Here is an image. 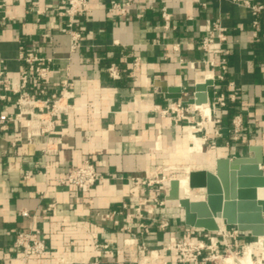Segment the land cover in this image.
I'll return each mask as SVG.
<instances>
[{"label": "crops", "instance_id": "crops-1", "mask_svg": "<svg viewBox=\"0 0 264 264\" xmlns=\"http://www.w3.org/2000/svg\"><path fill=\"white\" fill-rule=\"evenodd\" d=\"M108 2L90 0V11L79 16L82 39L75 52L69 49L57 0H14L8 9L15 19L0 23V70L7 78L19 80L23 74L20 47L25 46L53 58L42 82L43 97L59 95L65 79L72 82L68 87L73 92L69 100L73 110L56 120L52 144H47L46 136L28 142L26 120L0 130V264H20L13 246L16 234L33 227L42 230L48 245L42 264H55L58 257L70 264L90 260L136 264L147 260L150 250L161 249L170 234L182 233L186 224L178 202L159 204L155 199L165 198L169 181L163 190L160 183L135 180L158 176L162 150L172 160L185 162V176L189 166L215 167L199 166L203 156L190 150L192 126H186V134L184 120L161 112L173 101L192 97L197 83L212 79L206 63L209 55L200 44L215 19L228 28L224 46L231 50L225 78L215 83L225 93L234 92L236 100L220 110L223 136L216 138L218 147L210 151L215 163L218 157L250 156L255 145L262 147L264 156V39L253 36L250 9L233 0H130L128 14L122 16L108 12ZM252 2L264 4V0ZM163 4L173 16L171 29L162 26ZM47 5L46 14L38 13ZM260 20L263 32L264 10ZM112 63L119 69L118 79L108 73ZM159 79L181 87L182 97H166L155 84ZM27 89L39 91L31 78ZM0 93L5 94L0 118L13 116L17 95ZM198 105L203 112L208 108ZM236 114L243 118L240 141L228 132ZM13 139L18 140L16 146L11 145ZM85 159L92 160L99 172L95 185L80 189L55 181ZM46 168L51 179L44 175ZM191 196L202 198L203 191L195 189ZM113 210L117 213L107 217ZM163 220L170 224L164 230L159 226ZM95 238L108 243L115 254L96 250ZM167 259L173 264L169 253ZM147 262L158 264L151 258Z\"/></svg>", "mask_w": 264, "mask_h": 264}, {"label": "built area", "instance_id": "built-area-1", "mask_svg": "<svg viewBox=\"0 0 264 264\" xmlns=\"http://www.w3.org/2000/svg\"><path fill=\"white\" fill-rule=\"evenodd\" d=\"M13 1L0 0V23L15 19V16L8 9ZM57 2L58 14L65 19L64 31L69 36V49L71 52H75L79 48L82 39V32L77 27L79 16L90 11V0H57ZM233 2L250 9L253 15V36L264 39V31L261 30L260 20L264 4L254 3L252 0H233ZM130 5V0H109L108 12H117L125 16L128 14ZM49 6L47 5L44 9L38 10V13L46 14ZM160 10L163 20L162 26L165 29L173 28V16L167 5L163 4ZM138 16H141V13ZM227 31L228 28L219 19L210 21L207 26V33L200 44L201 49L209 55L206 63L210 68L209 78L213 80V84L210 86L213 95L210 96L209 94L208 98V114H205L198 104L187 103V99L173 101L167 108L161 109L162 114L170 112L175 115L176 120H184V127L185 125L192 126L194 133L204 139V144L212 145L215 148L218 147L216 138L223 136L221 129L223 119L220 110L227 108L229 102L236 100L234 92L225 93L215 83L216 79L223 80L225 78L229 68L228 56L231 50L224 46L228 40ZM20 59L24 62L25 68L19 80L7 78L4 72L0 70V90L17 95L16 105L18 109L13 116L0 118V130H7L10 122H23L26 120L28 124L26 139L28 142H32L36 136H46L47 144H52L55 138L53 133L56 130V120L63 114L68 116V112L73 110V105L69 102L73 97V92L68 87L72 82L69 83L67 79L63 80L62 91L59 95L52 94L43 97L45 90L42 82L51 70L50 64L53 58L42 56L33 49L21 46ZM138 63L137 58L134 64L138 65ZM108 73L114 79L120 78V72L115 63L110 64ZM30 78L38 85V93L27 89ZM3 98H5V94L0 93V99ZM243 126L242 115H234L228 129L233 140H241ZM209 137L212 140H209ZM17 143V139L11 141L12 146H16ZM48 150H46V153H49ZM261 166L264 169V162ZM49 173L50 169L46 168L44 175L47 179H51ZM29 175L28 172L25 176L28 177ZM165 179V176L162 180H139L136 178L135 182L160 183L161 186L163 184V190H166ZM99 180V172L95 163L90 159H85L81 164L70 167L55 179L59 184L71 185L80 189L93 186ZM203 198H205L204 191ZM155 199L159 204L166 202L164 198ZM123 206L126 207V204ZM51 207L54 208V205H51ZM140 210L141 207L137 206L136 211L140 212ZM116 213L117 210H113L107 213L106 216L111 218ZM22 214L29 216V212L26 210H23ZM169 225L168 220H163L159 224L163 230ZM258 239L248 235L247 231L241 230L236 225H224V227L215 231L186 225L180 235L170 234L161 249L150 250L149 258L158 260V264H171L170 260L167 259L169 253L173 258V264H240L239 257L245 254L247 245L257 242ZM13 246L19 252L20 264H42L41 260L48 252L47 242L42 236V230L38 227L18 231ZM93 246L96 250L103 251L104 254H115L108 243H100L96 238L93 240ZM116 253H119V251ZM258 254L253 253V259ZM230 257L231 260H229ZM148 259L138 261L136 264H148ZM256 260V264H264V259L257 257ZM55 264H70V262L63 257H58ZM85 264H100V261L90 260Z\"/></svg>", "mask_w": 264, "mask_h": 264}, {"label": "water", "instance_id": "water-1", "mask_svg": "<svg viewBox=\"0 0 264 264\" xmlns=\"http://www.w3.org/2000/svg\"><path fill=\"white\" fill-rule=\"evenodd\" d=\"M155 84L168 98L182 97L179 86H168L160 79ZM212 84V79L197 83L194 95L186 102H208V88ZM251 151L250 156L218 157L213 170H191L189 187L204 191L203 199H191L180 187L178 179L170 181L165 199L179 201L186 225L210 231L218 230L222 224L236 225L253 237L264 236V197L259 195V189L264 187L261 167L264 156L259 145L251 146Z\"/></svg>", "mask_w": 264, "mask_h": 264}, {"label": "bare ground", "instance_id": "bare-ground-1", "mask_svg": "<svg viewBox=\"0 0 264 264\" xmlns=\"http://www.w3.org/2000/svg\"><path fill=\"white\" fill-rule=\"evenodd\" d=\"M205 104H207V106H208V102H206ZM207 110H208V108L205 106L204 107V111L206 112V113L204 112L205 114H208ZM186 126H188V125H185V130L187 132ZM190 137H191V140H192L191 146H190V150L192 152H194V153H197V154L203 156L202 157L203 158V160H202L203 163L199 164V166H203V165L206 166L207 165L209 167H214V164H215V154H214V152L213 151H207V152L204 151L203 143H202L204 140L201 141L200 137L197 136L194 133L193 128H191V130H190ZM190 167L191 166H189L188 169L191 171ZM190 171H189V173H190ZM189 173H188L187 176H184V177H181V178H176V179L179 180L180 187L183 189L184 193L187 194L191 198V194H190L191 192L190 191L191 190H195V189H192V188L189 187ZM171 178H169V180L167 178L165 179V181L166 180L169 181V185H170V181L172 179H174V178H172V179ZM167 192H166V194H167ZM259 195L261 197H264V187L259 189ZM191 199H193V198H191ZM199 199H203V197L199 198ZM193 200H197V199H193ZM166 201H175V202H178V204H179V201H177V200H166ZM181 212H182V215H183V209L182 208H181ZM222 227H224V224L221 225V228ZM257 238H259L257 240V242H252L251 244L247 245L245 254L239 257L240 264H256L254 262L252 254L253 253H257V249H259V253H261V258L260 259H264V252L262 250L264 248V245H263L264 244L263 243L264 242V236H257ZM229 260H231V257H230Z\"/></svg>", "mask_w": 264, "mask_h": 264}, {"label": "rangeland", "instance_id": "rangeland-1", "mask_svg": "<svg viewBox=\"0 0 264 264\" xmlns=\"http://www.w3.org/2000/svg\"><path fill=\"white\" fill-rule=\"evenodd\" d=\"M186 134H188V132H186ZM170 143L171 142H169L168 145H170ZM203 149H204V151L207 152V151H210V150H213V149H216V148L214 146H212V145L204 144ZM183 163H185V162L184 161L178 162V161L172 160L162 150L161 162L159 164V172L160 173L154 179H156V180H162L163 176H165L169 180V178L174 177V176H177V177L185 176L186 173H187V170H186L187 166L183 165ZM198 168L193 167L192 169H198ZM168 180L165 181V184H167ZM162 186H163V184H162ZM191 191H193V190H191ZM164 195H166V193ZM192 196H191V198H192ZM262 250L264 252V248ZM257 253H259V249H257ZM257 257L258 258H261V254L259 253L257 255ZM256 258L254 259L255 260V263H257Z\"/></svg>", "mask_w": 264, "mask_h": 264}]
</instances>
